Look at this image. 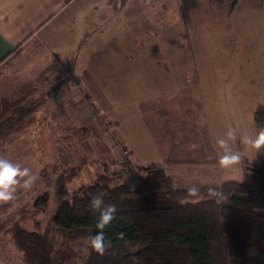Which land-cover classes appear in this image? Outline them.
<instances>
[{
  "label": "rangeland",
  "instance_id": "374dc122",
  "mask_svg": "<svg viewBox=\"0 0 264 264\" xmlns=\"http://www.w3.org/2000/svg\"><path fill=\"white\" fill-rule=\"evenodd\" d=\"M146 2L156 6L152 11V23L149 24L153 39L159 36L162 27L166 28L164 23L169 26L171 23H186L183 29H187L184 32L190 38L176 34L173 48L166 44L167 48L161 53L158 42H155L151 65L146 67L144 76H126L122 73L111 76L116 61L110 54H105L99 65L94 63L89 66L96 78H104L102 92L112 103L109 115L101 120L96 119V124L108 127V121L117 122L115 128L109 129L102 139L103 144L108 141L106 136H111L113 141L121 140V135L113 131L127 136L135 146L131 155L133 162H159L160 166L167 167V170L163 169L173 177L175 186L180 188L199 189L204 185H220L231 180H248L247 174L257 162V153L261 148L257 149L247 141L257 139L252 112L256 104L264 101V10L245 8L241 1L230 3L227 10H219L213 8L216 1L207 7L205 1L192 3L189 0L176 15L171 8L160 11V0ZM138 3H142V0H137ZM168 4L176 5V0H168ZM141 9L137 10V15L144 14ZM191 23H205L198 30L202 37L208 38V47L210 44L209 67L191 56L199 45L189 32ZM213 23L217 24L214 26ZM177 28L176 25L169 28L166 37L173 36ZM146 29L147 23L143 29H136V39L140 40L146 34ZM172 50L191 58H175L166 63L165 55L168 51L174 52ZM54 69L55 76L61 79L59 86L66 80L73 81L68 73L64 77L59 76L57 67ZM114 79L132 82L130 87L134 91L128 89L127 83L124 86L113 85ZM194 86H199L198 92ZM198 93L202 99L199 106H194L198 100L194 95ZM183 109L189 110V113L182 114ZM47 115L49 112L40 114L41 118L36 122L34 119L24 120L23 116L18 122H10L13 128L11 132L0 136V159H6L22 169L28 168L35 177L28 187L24 186L26 177H17L19 182L15 186L14 198L0 201V264H25L23 254L9 232L14 223L20 221L24 229L38 230L35 224L43 229L52 219L53 193L44 182L43 172L53 164L69 166L77 162L74 153L66 146L70 138L57 137V131L65 128L67 131L70 123L47 124L42 119ZM66 120L71 122L70 115L66 116ZM157 134L164 142L165 151H175L183 156L185 162L182 165L171 166L170 161L165 162V158L153 146V138ZM62 151L71 156L67 157V161L58 160ZM204 152L205 156L202 157L200 154ZM227 154H239L240 159L233 165L224 166L220 159ZM194 167L204 170L193 171ZM120 170V167L112 169L115 173H121ZM100 171V164L86 165L68 184L69 191L92 182ZM135 180L134 173L123 171L119 177L114 176L113 183L123 181L133 184ZM76 247L81 257L86 256L84 248ZM75 264H81V261L76 259Z\"/></svg>",
  "mask_w": 264,
  "mask_h": 264
},
{
  "label": "trees",
  "instance_id": "16d2710c",
  "mask_svg": "<svg viewBox=\"0 0 264 264\" xmlns=\"http://www.w3.org/2000/svg\"><path fill=\"white\" fill-rule=\"evenodd\" d=\"M252 123L258 138L264 130V101L255 105ZM87 130L80 129L76 141L89 136ZM122 151L121 173L112 171V162L85 158L69 166L53 164L43 172L53 193L52 219L43 229L35 224L38 230H26L19 221L9 230L25 264H75L76 259L81 264H264V145L248 180L195 192L176 188L160 164H136L126 147ZM95 161L102 171L69 191L68 184ZM123 171L136 175L133 184L113 183ZM95 196L116 208L114 220L103 230V253L89 243L98 231L99 211L91 207ZM75 246L84 248L86 256Z\"/></svg>",
  "mask_w": 264,
  "mask_h": 264
},
{
  "label": "crops",
  "instance_id": "0c3cea01",
  "mask_svg": "<svg viewBox=\"0 0 264 264\" xmlns=\"http://www.w3.org/2000/svg\"><path fill=\"white\" fill-rule=\"evenodd\" d=\"M188 1L176 0V5H166L168 0H160L159 10L168 11L171 8L176 14ZM202 1H205L207 7L216 1L213 8L219 10H227L230 3L238 1L245 8L264 10V0ZM140 7L144 14L137 15ZM155 7L146 0L138 4L137 0H0V136L11 132L13 128L10 122H18L23 116L24 120L34 119L36 122L41 118L40 114L49 112V115L42 118L47 124L70 123L67 131L66 128L57 131V137L70 138L66 146L74 153L76 160L83 157L107 161L113 163L112 169L119 168L118 162L123 157L122 147H126L132 155L135 146L127 136L115 131L113 133L121 135V140L113 141L111 136H106L108 141L104 142V146L102 139L109 129L111 131L115 128L114 124L117 122L108 121L110 128L96 124V119L101 120L109 115L112 103L102 92L104 78H96L89 66L94 63L99 65L105 54H110L116 61L111 76L121 73L126 76H144L146 67L151 65L153 45L157 44L155 42H158L161 53L168 45L173 48L177 35H187L190 38L184 32L186 28L183 29L186 23H171V26L164 23L166 28L162 27L159 36L153 39L149 24L152 23V11ZM146 23V34L140 40L136 39L135 30L143 29ZM204 24L191 23L192 29L189 32L193 41L199 44L191 56L209 67L210 44L208 47V38L202 37L198 30ZM215 24L217 23H213L214 26ZM175 25L178 28L173 36L166 37L168 29ZM165 56L166 60H163L166 63L175 58H191L189 55H181L180 51H168ZM55 67L59 76L63 77L67 73L65 67L69 68L75 80L66 81L59 86L61 79L55 76ZM124 83H127L130 91H134L130 87V81L112 80L113 85L124 86ZM193 88H196V92L199 91V86ZM181 90L184 88L181 87ZM194 96L198 100L193 105L199 106L202 97L199 93ZM181 112L188 114L189 110L183 109ZM67 115L72 118L71 122L66 120ZM82 128L88 129L86 132L89 136L76 141L75 135ZM158 137L157 134L153 138V146L165 158V162L170 161L171 166L182 165L185 162L183 156L175 151H165L164 142ZM63 152L58 155L61 162L67 161L70 156ZM200 155L204 157L205 152ZM91 164L99 166L100 163L95 161L88 165ZM161 167L167 170V167ZM204 169L194 167L193 171ZM171 178L174 184L175 180L172 176Z\"/></svg>",
  "mask_w": 264,
  "mask_h": 264
},
{
  "label": "clouds",
  "instance_id": "9594fccd",
  "mask_svg": "<svg viewBox=\"0 0 264 264\" xmlns=\"http://www.w3.org/2000/svg\"><path fill=\"white\" fill-rule=\"evenodd\" d=\"M253 147L259 149L264 145V130H262L257 139L247 141ZM219 143L223 144V141ZM239 154H227L221 157L220 163L224 166L235 164L239 161ZM17 177H26L24 186L28 187L34 181L35 177L28 168H21L12 164L6 159H0V201H9L14 198L15 186L18 184ZM191 191L195 192V189ZM93 211H99L97 222L98 231L89 237L90 246L99 253H103L106 247L104 229L114 220L116 208L114 205H104L102 198L95 196L91 200Z\"/></svg>",
  "mask_w": 264,
  "mask_h": 264
},
{
  "label": "built area",
  "instance_id": "2783aa9c",
  "mask_svg": "<svg viewBox=\"0 0 264 264\" xmlns=\"http://www.w3.org/2000/svg\"><path fill=\"white\" fill-rule=\"evenodd\" d=\"M111 138V140H113V138L112 137H110ZM120 139H121V137H120Z\"/></svg>",
  "mask_w": 264,
  "mask_h": 264
}]
</instances>
